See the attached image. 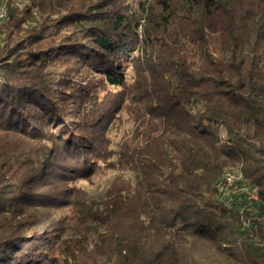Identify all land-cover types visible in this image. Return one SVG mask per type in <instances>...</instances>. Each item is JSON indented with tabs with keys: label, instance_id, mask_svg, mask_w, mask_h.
<instances>
[{
	"label": "trees",
	"instance_id": "16d2710c",
	"mask_svg": "<svg viewBox=\"0 0 264 264\" xmlns=\"http://www.w3.org/2000/svg\"><path fill=\"white\" fill-rule=\"evenodd\" d=\"M180 3L192 16L196 28L191 38L200 57L190 66L175 65L170 108L161 114L162 153L155 156L160 173L151 178L155 185L133 191L140 207L121 224L109 226L110 233L96 244V264H264V2L255 4L256 13L233 0ZM0 5L7 7L11 24L0 47V127L29 130L36 140L62 141L47 153L52 159L41 157L39 168L31 166L30 174L18 176L20 182L31 177L22 185L20 203L28 198L48 210L53 195L26 187L45 184L47 174L71 172L75 167H66L68 157L88 173L91 141L85 133L75 134L84 128L68 113L64 116L58 104L62 98L53 100L56 82L42 64L31 60L21 66L10 59V49L24 39L38 43L46 34L56 40L40 49L53 58L43 60L77 53L108 83L123 86L126 76L116 58L121 53L127 60L136 50L126 30L137 18L121 0H0ZM22 22L33 32L11 47ZM207 31L222 34L221 54L208 49ZM51 123L57 129L54 138L50 134L55 132L41 127ZM11 154L19 159L25 152ZM235 168L259 186V201L222 197L217 187L221 174ZM2 219L0 264H45L50 241L45 230L26 232L27 220Z\"/></svg>",
	"mask_w": 264,
	"mask_h": 264
},
{
	"label": "rangeland",
	"instance_id": "374dc122",
	"mask_svg": "<svg viewBox=\"0 0 264 264\" xmlns=\"http://www.w3.org/2000/svg\"><path fill=\"white\" fill-rule=\"evenodd\" d=\"M233 1L239 8H248L247 11L254 13L257 10L255 4L264 2ZM121 2L137 18L126 30L136 50L127 60L121 53L116 58L121 59L126 76L123 86L108 83L96 68L81 62L82 59L75 55L77 53H63V56L51 61L53 58L44 56L46 54L40 49L46 50V46L56 39L40 34L38 43H32L31 38L25 40L33 32L29 23L22 22L21 29L14 31L16 35L12 38L11 47L24 40L10 49V59L21 66L31 60L42 64L43 70L56 82L51 89L54 91L51 92L53 100L62 98L58 104L64 116L68 113L87 131L75 134L85 133L92 147L87 161L90 167L88 173L83 172L72 157H68L66 167L72 164L79 170L73 168L71 172H64L63 177L47 174L44 183L49 182L50 185L31 183L29 188L26 187L28 192L48 191L53 195L48 211L28 198L20 203L18 196L22 185L31 177H21L20 182L18 176L30 174L31 166L39 168L41 157L52 159L47 153L50 155L53 144L58 145L62 141L36 140L28 133L29 130L11 132L0 127V219L10 222L27 220L26 232L41 231L43 228L45 231L42 234L50 236V241L45 239L49 247L45 264H96V244L110 233L109 226L121 224L128 214L140 207L138 197L132 196L133 191L138 185L152 187L155 184L151 178H157L160 173L155 156L162 153L160 136L165 119L161 114L170 108L172 91L168 88L177 80L175 65L190 66L200 57L199 49L191 38L196 27L180 0ZM166 4L171 7L167 8ZM5 25L0 47L11 30L10 22ZM206 33L208 49L216 56L221 54L222 34ZM31 51H36L38 55L28 60ZM43 57L51 60H43ZM41 127L47 132H55L50 134L54 138L56 125L51 123L45 127L42 124ZM20 151L25 155L19 159L11 154ZM14 209L18 212L12 211ZM238 209L242 211V206ZM257 210L254 208L252 214ZM20 214L22 217L17 216Z\"/></svg>",
	"mask_w": 264,
	"mask_h": 264
},
{
	"label": "built area",
	"instance_id": "2783aa9c",
	"mask_svg": "<svg viewBox=\"0 0 264 264\" xmlns=\"http://www.w3.org/2000/svg\"><path fill=\"white\" fill-rule=\"evenodd\" d=\"M7 19V7L5 5H0V29ZM217 187L222 197L226 199L234 196H243L248 203L260 200L259 186L250 183L241 168L226 170Z\"/></svg>",
	"mask_w": 264,
	"mask_h": 264
}]
</instances>
